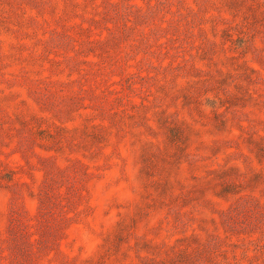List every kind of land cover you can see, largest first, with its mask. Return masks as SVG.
Returning <instances> with one entry per match:
<instances>
[{
    "label": "rangeland",
    "instance_id": "1",
    "mask_svg": "<svg viewBox=\"0 0 264 264\" xmlns=\"http://www.w3.org/2000/svg\"><path fill=\"white\" fill-rule=\"evenodd\" d=\"M0 264H264V0H0Z\"/></svg>",
    "mask_w": 264,
    "mask_h": 264
}]
</instances>
